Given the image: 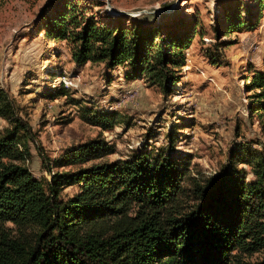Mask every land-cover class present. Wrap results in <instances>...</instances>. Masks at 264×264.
Listing matches in <instances>:
<instances>
[{
	"label": "trees",
	"instance_id": "obj_1",
	"mask_svg": "<svg viewBox=\"0 0 264 264\" xmlns=\"http://www.w3.org/2000/svg\"><path fill=\"white\" fill-rule=\"evenodd\" d=\"M257 1L255 17L251 10L243 22L227 14L223 34L257 27L264 0ZM54 5L46 33L67 40L77 64H129V77L146 76L166 94L173 92L180 78L175 70L194 30L164 33L149 22L125 25L122 14L114 16L117 22H100L78 1ZM249 83L255 90L251 114L260 115L264 70ZM82 115L104 128L120 122L115 110L93 113L85 107ZM0 116L10 122L0 133V264H264L240 257L264 249V150L253 142L232 148L218 170L196 179V199L186 207L187 156H153L141 147L128 158L60 172L50 168L52 178H41L28 165L36 134L1 84ZM114 147L105 139L91 140L70 147L56 165L97 159ZM242 164L251 165V177ZM72 184H79V192L63 198L62 190Z\"/></svg>",
	"mask_w": 264,
	"mask_h": 264
},
{
	"label": "rangeland",
	"instance_id": "obj_2",
	"mask_svg": "<svg viewBox=\"0 0 264 264\" xmlns=\"http://www.w3.org/2000/svg\"><path fill=\"white\" fill-rule=\"evenodd\" d=\"M74 1L100 22H117L114 16L122 14L125 25L149 22L164 33L194 30L193 36L175 70L180 78L166 94L146 76L129 77V64H77L71 44L46 33L54 0H0V84L10 90L36 134L28 162L35 176L51 179L52 171L128 158L143 147L153 156L188 157V207L196 199L195 180L218 170L232 148L250 141L264 150V112L251 114L249 107L255 92L249 82L257 70H264V9L257 27L242 25L223 34L227 14L243 22L251 10L255 17L257 0ZM62 73L73 79L69 90L58 89L56 78ZM85 107L93 113L115 110L120 122L112 128L94 124L83 117ZM9 123L0 116V133ZM99 138L113 144L114 151L87 162L56 165L70 147ZM241 166L248 177L253 175L251 165ZM79 190V184L68 185L61 196L69 198ZM240 257L262 260L264 249Z\"/></svg>",
	"mask_w": 264,
	"mask_h": 264
},
{
	"label": "built area",
	"instance_id": "obj_3",
	"mask_svg": "<svg viewBox=\"0 0 264 264\" xmlns=\"http://www.w3.org/2000/svg\"><path fill=\"white\" fill-rule=\"evenodd\" d=\"M56 79L57 84L60 86L64 85L70 87L73 85V79H71V76L68 73L59 74Z\"/></svg>",
	"mask_w": 264,
	"mask_h": 264
}]
</instances>
